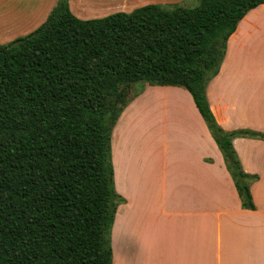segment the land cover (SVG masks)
<instances>
[{
	"label": "trees",
	"instance_id": "obj_1",
	"mask_svg": "<svg viewBox=\"0 0 264 264\" xmlns=\"http://www.w3.org/2000/svg\"><path fill=\"white\" fill-rule=\"evenodd\" d=\"M264 0L147 3L79 18L56 0L30 32L0 43V264H111V131L131 83L185 88L220 148L240 204L253 209L234 136L205 88L226 41Z\"/></svg>",
	"mask_w": 264,
	"mask_h": 264
},
{
	"label": "crops",
	"instance_id": "obj_2",
	"mask_svg": "<svg viewBox=\"0 0 264 264\" xmlns=\"http://www.w3.org/2000/svg\"><path fill=\"white\" fill-rule=\"evenodd\" d=\"M87 1L91 6L85 10ZM167 1L68 0V5L87 19ZM55 2L0 0V43L33 30ZM205 94L224 131L264 134V3L237 22ZM145 98L159 111L145 119L140 135L134 127L146 115L130 113ZM142 106L137 109L147 107ZM231 143L243 171L255 176L249 185L253 209L241 206L223 154L190 93L145 82L111 131L113 187L120 198L110 228L111 264H264V138L234 136Z\"/></svg>",
	"mask_w": 264,
	"mask_h": 264
},
{
	"label": "rangeland",
	"instance_id": "obj_3",
	"mask_svg": "<svg viewBox=\"0 0 264 264\" xmlns=\"http://www.w3.org/2000/svg\"><path fill=\"white\" fill-rule=\"evenodd\" d=\"M87 4H91L90 2H86V4H85V7H84V9L85 10H87V8H89V7H86V6H91V5H87ZM157 4H160V5H162L163 7H166V8H168V7H172L174 4H178V5H183V6H186V7H193V6H196V5H198L199 4V0H177V1H167L166 3L165 2H157ZM41 23V22H40ZM12 40V39H11ZM10 41V40H9ZM9 41H7V42H9ZM7 42H5V43H7ZM144 84H145V82L144 81H142V80H138V81H135V82H133V83H131L130 85H129V87H128V91H129V96H131V97H134V96H136L141 90H142V88H143V86H144ZM159 96L160 97H164V94L163 93H159ZM153 97L155 98V99H157V97L155 96V95H153ZM146 99V98H145ZM148 99V98H147ZM142 100V99H139L136 103H137V106L131 111V113H130V115H135V117L134 118H136V117H138V116H136V113H138V115H140V112L141 113H145V118H142V116H140V118H142L143 120L141 121V122H139V124H141V126H136V127H134V128H138V130H137V132L139 131V133H140V135H142V133H143V130L145 129L146 130V127H145V119L147 118L148 120H149V118L151 117V115L152 114H154V113H158V111L159 110H157V109H154V108H152L151 107V105H147V102L149 101V99L148 100ZM160 100V99H159ZM142 104L143 106H142V108L143 107H146L145 108V110H143V109H141V111H139L137 108H138V104ZM150 103V102H149ZM143 110V111H142ZM136 112V113H135ZM139 118V119H140ZM144 121V124H142V122ZM133 120H132V123H131V127L133 126ZM146 126H147V128H149V122L148 123H146ZM124 131L126 132V128H125V126H124ZM127 135V134H126ZM136 135H137V133H135V134H132L130 137L133 139V138H135L136 139ZM112 165V164H111Z\"/></svg>",
	"mask_w": 264,
	"mask_h": 264
}]
</instances>
